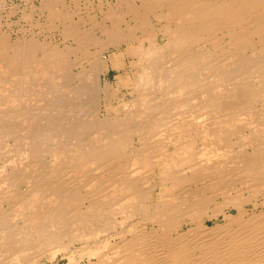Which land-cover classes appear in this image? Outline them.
<instances>
[{"label": "bare ground", "instance_id": "1", "mask_svg": "<svg viewBox=\"0 0 264 264\" xmlns=\"http://www.w3.org/2000/svg\"><path fill=\"white\" fill-rule=\"evenodd\" d=\"M21 11L35 30L0 17V264H264V0Z\"/></svg>", "mask_w": 264, "mask_h": 264}, {"label": "rangeland", "instance_id": "2", "mask_svg": "<svg viewBox=\"0 0 264 264\" xmlns=\"http://www.w3.org/2000/svg\"><path fill=\"white\" fill-rule=\"evenodd\" d=\"M37 1V2H36ZM31 2V3H30ZM1 4H0V8L1 7H4L5 9H0V14H1V21H3V24H4V26L5 27H8V28H10V27H13V31H14V34L16 35V34H22L23 33V30H24V32H28L29 33V30H35L36 29V27L34 26V25H32L31 24V21H29V20H27L26 18L25 19H23V18H20V15L22 14V11L21 10H23V8L25 9V8H29V6H32L33 5V3H35L36 5H39V3H40V0H2V2H0ZM2 3L4 4V6L2 5ZM14 3V4H13ZM16 3V4H15ZM26 3H27V6H26ZM30 3V4H29ZM12 4V5H11ZM2 5V6H1ZM15 5V6H14ZM9 6V7H8ZM12 6V7H11ZM24 6H26V7H24ZM22 7V8H21ZM7 8H9V9H7ZM19 8H21V9H19ZM13 11V12H11V11ZM5 11L7 12V13H9V16H8V14L7 13H5ZM10 11V12H9ZM13 13V14H12ZM3 15V16H2ZM12 16V17H11ZM15 16V17H14ZM5 17H7V18H5ZM4 19V20H3ZM6 19V20H5ZM18 19V20H17ZM10 20H12L11 22V24H12V26L10 25V27L8 26V23L7 22H9L10 23ZM24 20V21H23ZM26 21V22H25ZM6 22V23H5ZM15 22V23H14ZM33 23H35V22H33ZM24 24V25H23ZM32 25L31 27H30V25ZM20 25H21V27H20ZM18 26L20 27V29L21 28H23V29H21V31L20 30H18V29H16V28H18ZM4 27V28H5ZM33 28V29H32ZM26 30V31H25ZM16 32V33H15ZM128 62L129 61H126V68L125 69H123L120 73H119V71L118 70H116V69H111L106 75H103V77L105 76V77H107L108 79H110V80H114L115 78H119L118 80L119 81H121V82H123L124 83V77H126L127 75H131V74H133V76H136V74H137V71H138V69L139 68H134V69H129L128 68ZM121 74H122V76H123V78L122 77H118V76H121ZM110 76V77H109ZM104 77V78H105ZM111 77H112V79H111ZM121 79V80H120ZM63 262V264H66V261L64 260V261H62Z\"/></svg>", "mask_w": 264, "mask_h": 264}]
</instances>
